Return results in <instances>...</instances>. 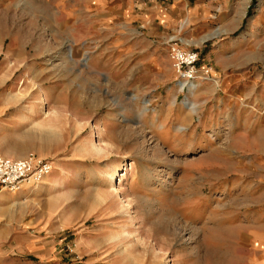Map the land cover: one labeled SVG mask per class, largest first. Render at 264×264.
Returning a JSON list of instances; mask_svg holds the SVG:
<instances>
[{
	"label": "rangeland",
	"instance_id": "1",
	"mask_svg": "<svg viewBox=\"0 0 264 264\" xmlns=\"http://www.w3.org/2000/svg\"><path fill=\"white\" fill-rule=\"evenodd\" d=\"M188 2L162 39L209 74L180 88L169 57L131 72L137 0H0V155L51 165L19 190L50 254L15 263L264 264V0Z\"/></svg>",
	"mask_w": 264,
	"mask_h": 264
},
{
	"label": "crops",
	"instance_id": "2",
	"mask_svg": "<svg viewBox=\"0 0 264 264\" xmlns=\"http://www.w3.org/2000/svg\"><path fill=\"white\" fill-rule=\"evenodd\" d=\"M137 1V12L133 15V19L147 24V36L135 39L132 42L120 40V45L125 46L123 53L139 57L135 62V67H132L131 72L133 74H140L143 71L141 73L155 72L160 75H168L166 72L171 67L169 66L167 46L162 39V34L165 31L173 30L175 26L180 27V21L184 15L210 11L211 4L196 2L189 5L188 0ZM139 3L143 4L142 8L138 7ZM163 3L165 6H163ZM212 34L205 35L200 41L203 42L211 38ZM216 35H218L217 32ZM163 59L165 65H167V70L159 68L162 67L161 61ZM145 65L148 68L143 69ZM48 183L47 180L41 186L44 188ZM24 194V190L14 193L0 186V264H27L26 262L21 263L20 258L18 259L19 263H15L14 258L31 254L40 255L46 259V256L50 254L49 241L38 243L29 237V234L30 236L34 234V230H28L32 224L26 218L20 204ZM258 217H264V215ZM61 222H63V227H66L69 226L71 220Z\"/></svg>",
	"mask_w": 264,
	"mask_h": 264
},
{
	"label": "built area",
	"instance_id": "3",
	"mask_svg": "<svg viewBox=\"0 0 264 264\" xmlns=\"http://www.w3.org/2000/svg\"><path fill=\"white\" fill-rule=\"evenodd\" d=\"M167 54L177 82L190 83L208 77L209 68H199L198 51L187 45L176 34L166 40ZM51 172V165L32 153L13 158L0 155V186L8 191H19L24 184H38Z\"/></svg>",
	"mask_w": 264,
	"mask_h": 264
},
{
	"label": "bare ground",
	"instance_id": "4",
	"mask_svg": "<svg viewBox=\"0 0 264 264\" xmlns=\"http://www.w3.org/2000/svg\"><path fill=\"white\" fill-rule=\"evenodd\" d=\"M211 35V34H210ZM216 34H212V37L215 36ZM208 37H211V36H208ZM187 44V43H186ZM197 80L193 81V82H190V83H182V82H179L178 83L180 84L179 87L180 88H184L185 86L187 87L189 84L191 83H195ZM191 87V90H194V87H195V84L194 85H190ZM190 105H193L192 102H187L186 103V106L189 107ZM99 137V135H98ZM92 148H94L95 150H98V151H102V147L99 146V145H94L92 144ZM48 176V175H47ZM123 176V175H121ZM46 177V176H45ZM44 177V178H45ZM114 179L113 177V174L112 173H109L107 174L106 176V181L107 183H111L112 180ZM41 183V182H40ZM112 191L115 193V195H118L120 193V190H119V187L115 186V187H112ZM119 196V195H118ZM121 197V196H120ZM118 204H119V211H120V214H123V215H128V213L130 212V209H132V198L131 197H127V200H123V198H118Z\"/></svg>",
	"mask_w": 264,
	"mask_h": 264
}]
</instances>
